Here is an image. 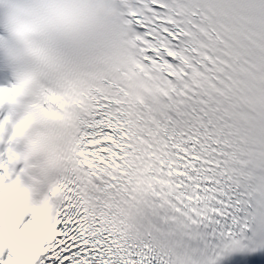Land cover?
<instances>
[{
  "label": "snow or ice",
  "instance_id": "6c2138e0",
  "mask_svg": "<svg viewBox=\"0 0 264 264\" xmlns=\"http://www.w3.org/2000/svg\"><path fill=\"white\" fill-rule=\"evenodd\" d=\"M0 264H264V0H0Z\"/></svg>",
  "mask_w": 264,
  "mask_h": 264
}]
</instances>
